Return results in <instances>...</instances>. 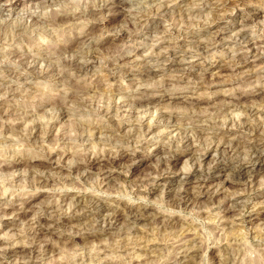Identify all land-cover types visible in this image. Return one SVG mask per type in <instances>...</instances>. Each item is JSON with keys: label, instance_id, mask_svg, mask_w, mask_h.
Segmentation results:
<instances>
[{"label": "rangeland", "instance_id": "1", "mask_svg": "<svg viewBox=\"0 0 264 264\" xmlns=\"http://www.w3.org/2000/svg\"><path fill=\"white\" fill-rule=\"evenodd\" d=\"M46 2L0 0V264H264V0Z\"/></svg>", "mask_w": 264, "mask_h": 264}, {"label": "bare ground", "instance_id": "2", "mask_svg": "<svg viewBox=\"0 0 264 264\" xmlns=\"http://www.w3.org/2000/svg\"><path fill=\"white\" fill-rule=\"evenodd\" d=\"M37 1H41L42 3L43 2H46V0H37ZM50 0H48V2H49ZM54 1V0H53ZM116 1V0H115ZM47 3V2H46ZM105 3V2H104ZM115 3V2H114ZM108 6H110L109 4L107 5V4H103L102 6H101V8L99 9L98 8V10H100L99 12L100 13H102L101 11H103V10H105V9H108ZM72 11H71V8L69 9V8H64V9H62V10H60V12H59V15H63V14H67V13H71ZM90 12V11H89ZM95 12V11H94ZM72 13H74V14H76L75 12H72ZM92 13V12H91ZM79 16L82 14L81 13V11L80 12H78L77 13ZM76 16V15H75ZM114 110H116V109H114ZM118 110V109H117ZM115 112V111H114ZM109 113H110V111H109ZM140 125V124H139ZM143 125L141 124V127H142ZM140 127V126H139ZM229 151V150H228ZM173 153V152H172ZM174 154V156H175V153H173ZM206 155V154H205ZM257 156H256V161H251L250 160V162H245V163H242L243 165L241 166V169L239 168V170L237 171V178L238 179H243L244 177H246V175H247V171H246V168L247 167H249V166H255L256 165V163L255 162H259L258 164L259 165H263V158H262V156L263 155H261V153H257L256 154ZM223 157V156H222ZM95 158H96V156H95ZM227 158V157H226ZM222 159V158H221ZM220 161V160H219ZM106 162H107V164H112L113 163V160H107L106 159ZM92 163L93 162H91V163H85L84 165H83V167L84 168H90V166L92 165ZM217 163V162H216ZM220 163H221V165H223L224 163H223V161H220ZM262 163V164H261ZM217 165V164H216ZM218 165H219V163H218ZM219 168V167H218ZM157 171V170H156ZM161 171V170H160ZM160 171H158V172H160ZM163 171V170H162ZM162 171L160 172V174H159V177H158V179L161 177V175L164 173V171H166V170H164L163 171V173H162ZM249 171V170H248ZM202 172V171H201ZM201 172H199L200 174H203V172L201 173ZM189 173V172H188ZM204 173H206V171L204 172ZM201 176V175H200ZM205 176H207V173L203 176V177H205ZM209 176V175H208ZM246 179V178H245ZM244 181V180H243ZM240 183H242V181L240 182ZM106 221H107V219H106ZM105 222V221H104ZM109 223V222H108ZM110 225V224H109ZM185 254V253H184ZM187 256V255H186ZM188 257H189V254H188ZM186 258V257H185Z\"/></svg>", "mask_w": 264, "mask_h": 264}]
</instances>
